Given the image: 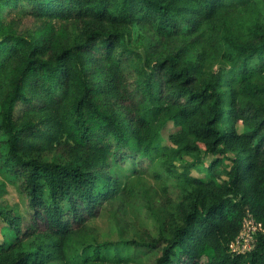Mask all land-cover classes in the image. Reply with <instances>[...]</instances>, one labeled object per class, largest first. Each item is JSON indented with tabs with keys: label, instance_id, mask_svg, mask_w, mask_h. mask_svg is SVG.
Here are the masks:
<instances>
[{
	"label": "trees",
	"instance_id": "obj_1",
	"mask_svg": "<svg viewBox=\"0 0 264 264\" xmlns=\"http://www.w3.org/2000/svg\"><path fill=\"white\" fill-rule=\"evenodd\" d=\"M257 3L0 0V169L25 203L21 214L0 208L10 229L0 264H264V232L251 251L231 252L249 213L264 227ZM27 18L43 27L20 32ZM54 22L78 23L79 36ZM135 26L149 30L157 54L131 47ZM209 31L227 67L203 70ZM170 123L179 130L163 145ZM186 156L195 162L180 170ZM147 176L176 195L158 235L99 241L92 223L137 197Z\"/></svg>",
	"mask_w": 264,
	"mask_h": 264
},
{
	"label": "rangeland",
	"instance_id": "obj_2",
	"mask_svg": "<svg viewBox=\"0 0 264 264\" xmlns=\"http://www.w3.org/2000/svg\"><path fill=\"white\" fill-rule=\"evenodd\" d=\"M256 8L257 11L253 19L259 16L261 18L260 21L264 23V5L257 3ZM238 20L241 19L238 18ZM53 24L56 26L57 30L65 29L69 38L76 39L79 36L80 26L78 23L71 22L62 25L61 22H54ZM42 27L43 22L27 18L22 20L18 29L20 32L33 34ZM128 33L132 48L142 54H157L155 52L156 49L152 47V44H155V40L146 27H131ZM202 38L205 39L204 47L207 52L205 60L202 59L201 61L203 70L212 71L220 67H227L228 62L222 56L220 48L214 50L208 46L210 31L205 32ZM170 48L169 44L162 45L157 51H169ZM178 130L179 128H176L173 123H170L163 132V145H168L169 136ZM194 162L195 160L192 157L186 156L177 162V166L180 170H183L184 167ZM209 162V160H202L198 162V165L207 166ZM226 165H230V163L224 161L219 169L226 173L228 171L225 167ZM192 174L202 179L205 178L204 173L196 170H193ZM226 179L227 177L223 175L220 182L224 183ZM3 186L4 190L0 192V208L4 210L10 209L19 214L23 213L25 210V203L22 195L16 186L8 182L7 173L0 169V187ZM137 189L140 191L137 197H121L118 202L107 205L106 212L92 223L96 228V236L99 241H118L121 239L143 242L147 240L150 241L148 235H158L159 226H161V223L166 219V215H168L166 214V209L170 206L168 200L170 199L172 201L176 195L173 192L167 196L164 195L160 184L150 176L144 177L143 180L138 183ZM8 234H10V229L7 227L5 221L0 218V243Z\"/></svg>",
	"mask_w": 264,
	"mask_h": 264
},
{
	"label": "built area",
	"instance_id": "obj_3",
	"mask_svg": "<svg viewBox=\"0 0 264 264\" xmlns=\"http://www.w3.org/2000/svg\"><path fill=\"white\" fill-rule=\"evenodd\" d=\"M259 232H264L262 223L258 222L255 217L249 213L244 220L243 230L231 244V252L235 254H244L251 251L255 246L256 236Z\"/></svg>",
	"mask_w": 264,
	"mask_h": 264
}]
</instances>
